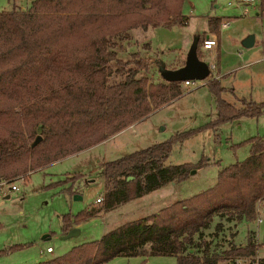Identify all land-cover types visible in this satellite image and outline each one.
I'll list each match as a JSON object with an SVG mask.
<instances>
[{"label": "trees", "instance_id": "1", "mask_svg": "<svg viewBox=\"0 0 264 264\" xmlns=\"http://www.w3.org/2000/svg\"><path fill=\"white\" fill-rule=\"evenodd\" d=\"M186 1L34 0L26 10L0 12V178L27 174L40 159L46 163L97 145L180 98L183 82L178 75L155 82L154 59L131 50L139 35L186 26ZM258 1V13L263 14L264 0ZM222 22L210 19L211 30L219 35ZM203 39L196 43L198 59ZM207 86L217 116L203 127L217 130L228 122L264 115V102L242 99L237 108L224 99L220 81L213 79ZM203 127L106 162L102 206L64 215L62 231L183 182L193 169L204 168L210 161L206 157L195 164H166L174 144ZM38 136L42 140L33 147ZM245 143L251 145L250 154L222 167L211 187L34 264H106L119 256L230 264L237 257L256 255L263 243L253 236L245 245L233 243L221 252L207 240L198 242L217 216L238 223L258 217L264 202V135ZM80 177L76 174L72 181ZM66 192L75 195L77 190L71 186Z\"/></svg>", "mask_w": 264, "mask_h": 264}, {"label": "rangeland", "instance_id": "2", "mask_svg": "<svg viewBox=\"0 0 264 264\" xmlns=\"http://www.w3.org/2000/svg\"><path fill=\"white\" fill-rule=\"evenodd\" d=\"M33 1L0 0V12L26 10ZM230 1L187 0L183 15L189 18L188 25L173 29L157 28L146 36L139 35L133 42L135 47L131 52L154 59L155 64L159 65L151 71L155 78L176 77L178 67H174V64H178L183 57L189 62L196 50L198 34L205 32L208 27V17L223 18V22L229 19L231 28L221 33L223 48L218 63L222 74H230L224 78L223 84L228 86L237 80L240 87L238 91L231 90L224 98L237 108L242 107L239 101L242 99L264 102V20L257 24L244 21V29L247 30L239 36L237 32L241 30L240 24L232 17L240 16V11L239 8L230 7ZM251 34L256 36V44L247 49L243 41ZM148 43L150 45L144 48ZM199 56L200 60L204 58V54ZM160 59L162 63L158 64ZM210 60L213 61L212 58H204L206 63H210ZM210 64L207 67L212 77L206 80L207 83L200 82L196 88L184 91L179 99L110 136L105 142L46 163L44 159L38 158L36 169L15 178L5 177L19 189L10 193L0 192V253L3 252L0 254V264H34L63 255L76 245L99 240L105 225L107 230L111 229L126 221L157 212L177 199L197 194L215 184L222 167L245 159L250 154L251 145L244 142L264 135V115L228 122L217 130L203 127L217 116L216 102L212 100L207 86L215 79L213 74H217L214 72L216 69L214 73L211 71L213 64ZM200 127L203 128L174 144L166 164H195L206 157L210 160L208 165L193 169L191 172L194 173H190V177L183 182L169 184L118 209L106 211V223L99 219L103 211L81 223L80 236L67 240L62 238L64 215H76L102 206L96 199L102 197L105 190L106 162ZM76 174L82 177L72 181ZM71 186L82 199H75L76 194L66 192ZM250 236L256 242L263 243V247L253 256L254 260L264 258V202L259 205L258 217L252 222L238 223L217 216L212 226L198 235V242L207 240L213 250L221 252L233 243L245 245ZM48 246L55 249L54 253L46 251ZM106 264H177V258L119 256ZM218 264L225 263L221 261Z\"/></svg>", "mask_w": 264, "mask_h": 264}, {"label": "crops", "instance_id": "3", "mask_svg": "<svg viewBox=\"0 0 264 264\" xmlns=\"http://www.w3.org/2000/svg\"><path fill=\"white\" fill-rule=\"evenodd\" d=\"M213 18H215V17H208V20H207V23H208V27H207V29H206V31L205 32H203L202 34H198L199 35V37H204L205 39H214V38H216L217 40H218V46H216L214 49H212V50H204L203 49V54H204V58L206 57H208L209 59L210 58H212L213 59V61L212 60H210L209 62L210 63H212L214 66H215V69H216V71H214L215 73H217L216 75L215 74H213V76H214V78L216 79V80H218V81H220V83H221V85H223V87L226 89V92L224 93V95L223 96H225V95H227V93H229V92H232L231 90H233L234 92L235 91H238L239 90V87H240V84L237 82V80H235L234 82H230V84L227 86V85H224L223 83L225 82V79L224 78H226V77H228L229 75H225V74H222V70H220V65H219V57H220V53H221V49L223 48V43H221V33H222V31L220 32V34L218 35V34H216L214 31H212L211 29V27H210V23H209V20L210 19H213ZM232 18H234V20L236 21V23L237 24H240V27H241V30H240V32L238 31L237 32V34L239 35V36H241V34H245L246 32V30L247 29H244V21H249V22H251L252 24H257L259 21H262V20H264V13L263 14H259L258 13V10L255 12V14L254 15H252V18L251 19H248V18H242L241 17V14H240V16H238V15H236V16H234V17H232ZM241 18V19H240ZM188 19V21H187V25H188V22H189V18H187ZM222 20H224L223 18H221ZM229 20V19H228ZM229 21H231V20H229ZM233 21V20H232ZM221 29V28H220ZM229 30V29H228ZM227 31V30H226ZM264 39V38H263ZM256 44V43H255ZM255 46V45H254ZM212 54V55H211ZM230 54H232V53H230ZM193 56H195L196 57V59L199 61V63H201V64H204V65H206V66H208V65H211L210 63H206L205 61H204V58H202L201 60L200 59H198V57L196 56V50H195V52H194V54H193ZM217 56V57H216ZM215 57H216V59H215ZM161 61H157L158 62V64H160V63H162V59H160ZM214 60H215V62H214ZM217 60V61H216ZM156 62V63H157ZM160 62V63H159ZM187 62H186V60L184 59V57L182 58V60L178 63V64H174L173 66L174 67H178L177 69V71H183L186 67H187ZM172 66V67H173ZM158 68L159 67V65H157V64H155L154 65V68ZM153 68V70H152V72L154 71V70H156V69H154ZM180 69V70H179ZM152 72H151V77L154 79V81L155 82H165L166 80V78H164V77H162V76H159V78H155L154 77V75L152 74ZM213 72V73H214ZM221 75L223 76L224 75V77H221ZM181 90H182V92L184 93V91H188V89H186L184 86H182L181 87ZM233 92V93H234ZM183 96V95H182ZM181 96V97H182ZM211 96H212V100L213 101H215V99H214V97H213V95H212V93H211ZM179 99V98H178ZM225 99V98H224ZM177 100V99H176ZM226 100V99H225ZM175 101V100H174ZM227 101V100H226ZM240 101V100H239ZM229 103H231V102H229ZM256 103H258V102H256ZM262 103V102H261ZM232 104V103H231ZM234 106H236L235 104H233ZM241 105H242V103H241ZM237 107V106H236ZM161 109V108H160ZM138 123V122H137ZM136 123H133V124H131V125H135ZM130 125V126H131ZM129 127V126H128ZM127 128V127H126ZM105 142V141H104ZM16 191V190H15ZM76 195H78V194H76ZM77 199H79V195L77 196ZM98 199V198H97ZM97 199H96V202H97ZM98 203V202H97ZM102 216L99 218V219H101L102 220V222H104V223H106V219H107V217H108V212H104L103 214H101ZM93 219V218H92ZM90 220V219H89ZM81 224H79V225H73V227L72 228H74V227H77V228H79L80 229V233L78 234V235H76V236H73V238L74 237H77V236H80V234L82 233V229H81ZM105 229H104V233L107 231V226L105 225ZM62 233H63V236L66 234V233H64L63 231H62ZM103 233V234H104ZM70 238H72V237H70ZM70 238H66V239H64V240H67V239H70ZM49 247V246H48ZM54 251H55V249L53 248V251L52 252H48L49 254H51V253H54ZM50 258H54V257H50Z\"/></svg>", "mask_w": 264, "mask_h": 264}, {"label": "built area", "instance_id": "4", "mask_svg": "<svg viewBox=\"0 0 264 264\" xmlns=\"http://www.w3.org/2000/svg\"><path fill=\"white\" fill-rule=\"evenodd\" d=\"M230 7L239 8L240 14L242 18H249L252 15L255 14V12L258 10L259 7V1L258 0H232L228 4ZM231 28V22L230 21H224L221 25V31H226ZM216 46H218V40L216 38L214 39H207L203 43V49L204 50H212ZM211 71L213 72L215 70V66L210 67ZM209 78V77H208ZM207 78V79H208ZM206 79V80H207ZM204 80V82H206ZM203 82L200 80H188L183 82V86L186 89L196 88L199 86V83ZM207 83V82H206ZM133 127V126H132ZM7 178L1 177L0 178V192L7 193V192H13L15 190H18V186L14 184V182L6 180ZM102 197H99L97 199V202H101ZM261 222L262 219H259ZM47 252H52L53 247L49 246L47 247ZM259 259L254 260L253 256H241L237 257L233 260H231L230 264H258Z\"/></svg>", "mask_w": 264, "mask_h": 264}, {"label": "water", "instance_id": "5", "mask_svg": "<svg viewBox=\"0 0 264 264\" xmlns=\"http://www.w3.org/2000/svg\"><path fill=\"white\" fill-rule=\"evenodd\" d=\"M256 43V36L254 34H251L243 41V46L247 49L253 48ZM210 76V71L208 67L204 64L199 63V61L196 59L195 56H191L187 67L178 74L177 78L181 82H185L188 80H200L204 81ZM42 140V136H38L34 142L32 143V146H36L40 141ZM194 173L191 172V174ZM78 195H75V199H77ZM79 199H82V196L79 197ZM80 233V229L77 227L72 228L69 230L68 233H66L64 236H62L63 239L70 238L73 236H76Z\"/></svg>", "mask_w": 264, "mask_h": 264}]
</instances>
